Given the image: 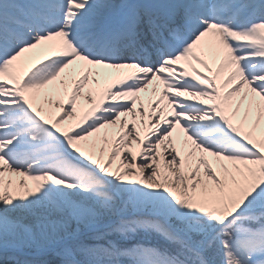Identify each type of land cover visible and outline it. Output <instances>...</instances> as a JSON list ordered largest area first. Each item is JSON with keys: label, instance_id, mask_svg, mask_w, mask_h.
<instances>
[{"label": "snow or ice", "instance_id": "snow-or-ice-1", "mask_svg": "<svg viewBox=\"0 0 264 264\" xmlns=\"http://www.w3.org/2000/svg\"><path fill=\"white\" fill-rule=\"evenodd\" d=\"M0 264H264V0H0Z\"/></svg>", "mask_w": 264, "mask_h": 264}, {"label": "bare ground", "instance_id": "bare-ground-1", "mask_svg": "<svg viewBox=\"0 0 264 264\" xmlns=\"http://www.w3.org/2000/svg\"><path fill=\"white\" fill-rule=\"evenodd\" d=\"M111 2L114 3V4L119 5V4L124 3V0H111ZM57 111H58L57 109L53 108V112L54 113L57 112Z\"/></svg>", "mask_w": 264, "mask_h": 264}]
</instances>
